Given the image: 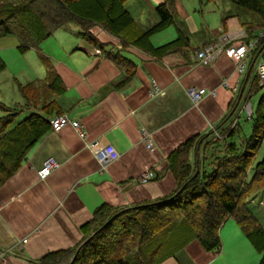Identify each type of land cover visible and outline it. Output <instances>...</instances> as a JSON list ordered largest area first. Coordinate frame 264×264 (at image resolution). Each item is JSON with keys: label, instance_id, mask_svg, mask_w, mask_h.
I'll list each match as a JSON object with an SVG mask.
<instances>
[{"label": "crops", "instance_id": "crops-1", "mask_svg": "<svg viewBox=\"0 0 264 264\" xmlns=\"http://www.w3.org/2000/svg\"><path fill=\"white\" fill-rule=\"evenodd\" d=\"M221 25L216 36L203 34L196 45L188 43L187 51L160 57L134 46H120L117 37L97 25L91 30L102 43L101 49L82 36L73 38L66 33L64 37L57 33L61 39L47 43V54L39 50L40 43L33 47L38 58H47L61 80L62 90L54 95L57 114L78 120L83 133L70 124L47 129L0 183V264H30L47 252L71 247L81 237L80 225L101 203L131 205L174 188L166 165L168 153L190 137L209 130L216 133V125L233 109L238 116L240 92L248 84L245 76L249 79L255 74L250 53L241 74L223 50L209 62L195 61V51L204 42L224 31H244L233 13L227 14ZM189 28L197 30L195 26ZM105 51H116L128 61L118 63ZM44 75L43 66L41 77ZM222 79L225 85L220 83ZM30 80L17 82V87ZM190 85L213 88L215 93L193 103L185 91ZM19 112L26 115L28 110ZM57 114L52 112L49 117ZM145 137L150 139L151 149L145 146ZM91 139L111 144L118 156L102 167L85 145ZM46 157H54L58 165L38 178L36 169ZM148 169L153 177L141 181L139 175ZM180 218L161 230L155 241L148 242V247H155L156 264L256 262V251L231 216L219 227L217 252L204 249ZM162 247L165 249L159 251Z\"/></svg>", "mask_w": 264, "mask_h": 264}, {"label": "trees", "instance_id": "trees-1", "mask_svg": "<svg viewBox=\"0 0 264 264\" xmlns=\"http://www.w3.org/2000/svg\"><path fill=\"white\" fill-rule=\"evenodd\" d=\"M124 1L0 0V36L15 35L17 48L24 51L36 47L52 30L74 22L78 25L76 34L100 49L102 43L91 30L94 25L117 37L120 46H134L153 56L188 50L189 37L177 25L173 39L159 45L149 40L151 33L174 23L175 0L158 2L154 6L158 19L145 28L124 7ZM231 1L239 8L234 14L241 15L237 16L248 37L264 31V0ZM263 47L264 33L250 52L253 63L255 54ZM105 52L118 63L128 61L116 51ZM39 58L45 75L18 83L22 104L15 107L0 102L4 111L0 114V183L49 129V114L59 113L54 95L62 90L61 80L47 58L42 55ZM4 67L0 57V71ZM247 78L244 99L258 85L256 74ZM23 108L28 113L14 120ZM248 118V134L233 109L216 125V133L209 130L174 147L167 155L166 165L175 184L167 194L131 205H97L80 225L81 237L74 245L47 252L30 264H156L155 247L147 244L180 216L202 247L215 252L221 244L219 227L231 216L259 253L257 264H264V228L247 206L248 197L264 187V91ZM261 147V156L255 159Z\"/></svg>", "mask_w": 264, "mask_h": 264}, {"label": "rangeland", "instance_id": "rangeland-1", "mask_svg": "<svg viewBox=\"0 0 264 264\" xmlns=\"http://www.w3.org/2000/svg\"><path fill=\"white\" fill-rule=\"evenodd\" d=\"M158 2V0H125L124 5L131 12L139 25L142 28H145L158 19L154 10V6ZM238 9L237 5L231 0H175L173 4L174 23H170L160 30L151 33L149 36L150 42L153 45H159L173 39L176 36L175 26L177 25L188 35V43L191 46L196 45L199 42V36H202L203 34L211 36V32L214 36L218 33L222 27V17L229 13L234 14ZM237 15L239 16L240 14ZM0 17H2L1 14ZM192 26H195L197 29L196 32L189 28ZM65 27L67 29L66 31L55 30L54 32L52 30L49 35L39 42V50H42L47 54L50 47L47 43H50L53 40L57 41V38L61 39L57 33H63V37L65 36L64 33L73 38L78 37L76 34L78 25L76 23L68 22ZM247 35L248 34L246 33V37H248ZM17 43L18 40L13 34L0 36V56L5 62L4 69L0 71V102L15 107H19L23 102L17 87V82H24L28 79L33 80L43 75V65L41 64L38 55L35 53V48L31 47L24 51H20L17 48ZM57 50H59L58 47ZM247 87L248 84L245 86L240 102L243 101L245 93H247ZM253 88L250 94L246 97L250 103L251 110H253L259 95L264 91V86H259L257 84H255ZM1 113H4L2 109H0V114ZM24 114L25 113L18 112V115L17 117H14V120H17L20 117L22 118ZM238 120L244 125L245 134H248L250 131V119L247 116L246 109L243 107H241L240 113L238 114ZM263 146L264 143L262 144V147ZM262 147L255 156V159H258L261 156ZM247 206L264 228V187L248 197ZM180 219L181 221H184L182 217ZM163 249H165V247H162L161 249L159 248V251H162ZM256 252L254 253L256 254ZM255 254H253L256 259V262L254 260V264H257L259 253H257L256 256Z\"/></svg>", "mask_w": 264, "mask_h": 264}, {"label": "built area", "instance_id": "built-area-1", "mask_svg": "<svg viewBox=\"0 0 264 264\" xmlns=\"http://www.w3.org/2000/svg\"><path fill=\"white\" fill-rule=\"evenodd\" d=\"M264 31H258L257 34L244 40L246 35L244 31H224L220 33L214 40L206 43L201 48L195 51V61L200 63L209 62L216 53L223 50L225 55L234 62V69L237 73L241 74L246 68V57L248 53L255 47V42ZM243 38V39H241ZM98 52V49H95ZM260 55V58H259ZM264 47L258 54L254 56L255 59V74L257 76V83L259 86H264ZM222 85H225V79L220 81ZM157 89H154L156 91ZM186 94L193 103H196L201 97L206 94L213 95L215 90L213 88H206L203 86L190 85L186 87ZM242 107L246 109L247 115H250L251 108L250 103L245 99L242 103ZM49 128L51 130H58L65 124H70L79 134H82L81 125L78 120L70 119L66 114H57L49 117ZM146 136V135H145ZM145 146L149 149L152 148V143L149 138H144ZM86 147L92 152L100 165L104 167L109 161L118 156V152L115 148L109 144H100L96 139H91L86 142ZM58 165V161L54 157H46L42 164L36 169V175L38 178H44L52 169ZM153 177L151 170H145L139 175L141 181L150 179Z\"/></svg>", "mask_w": 264, "mask_h": 264}]
</instances>
